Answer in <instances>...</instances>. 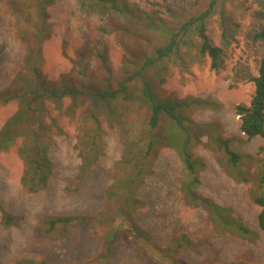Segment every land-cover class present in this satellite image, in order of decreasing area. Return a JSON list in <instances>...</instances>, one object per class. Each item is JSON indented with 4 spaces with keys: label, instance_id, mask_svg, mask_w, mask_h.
I'll return each instance as SVG.
<instances>
[{
    "label": "rangeland",
    "instance_id": "obj_1",
    "mask_svg": "<svg viewBox=\"0 0 264 264\" xmlns=\"http://www.w3.org/2000/svg\"><path fill=\"white\" fill-rule=\"evenodd\" d=\"M210 2L0 0V89L21 69L28 50L39 55V67L54 85L86 80L94 90L118 89L129 75V63L130 68L136 65L132 59L142 64L154 57L155 49L169 42L171 31L200 15ZM256 7L254 0H224L206 18V34L223 48L219 68H212L210 56L200 51L201 38L186 34L188 44L145 70L152 90L163 97L208 100V105L189 107L186 114L197 122L217 124V133L246 157L234 164L203 137L193 153L204 168L191 195L182 190L187 174L178 149L159 143L135 189L115 190L114 183L120 180L122 186V179L137 165V159L120 164L126 144L146 143L150 111L141 98L143 81L131 83L133 100L122 94L110 105L88 102L72 115L46 101L63 131L52 135L49 156L54 173L49 185L37 193L22 188L21 139L0 154V264H17L20 259L47 264H264L261 207L254 200L264 135L248 138L236 112L238 104L250 103L255 90L244 77L256 73L259 63L260 50L245 40L255 24ZM71 101L65 97L63 109ZM18 106V99L0 103V127ZM87 108L99 118L97 128L85 119ZM97 132L101 152L79 190L70 193L66 188L74 185L81 149ZM210 202L227 210L213 215ZM3 211L15 215L19 224L4 227ZM53 215H82L87 220L57 225L45 233L39 223ZM225 216L249 231L223 224L220 219Z\"/></svg>",
    "mask_w": 264,
    "mask_h": 264
},
{
    "label": "trees",
    "instance_id": "obj_2",
    "mask_svg": "<svg viewBox=\"0 0 264 264\" xmlns=\"http://www.w3.org/2000/svg\"><path fill=\"white\" fill-rule=\"evenodd\" d=\"M110 1L115 3L117 0ZM223 1L211 0L208 9L198 16L190 17L179 30L171 31L169 42L156 48L154 57H149L142 64H137V60L132 59V62L134 64L136 62V65L130 68L129 66L132 64L129 63V66L125 69V72L129 75L119 82L120 88L118 89H112L108 86L106 89L94 90L88 86L86 80L80 84L54 85V83L47 81L46 76L39 67V55L37 54V57L28 50V53L24 56L21 69L6 87L0 89V103H8L13 99L19 100L17 110L0 127V154L8 151L16 144L18 139H21L18 154L23 161L20 182L24 191L37 193L45 189L54 173V164L49 156L52 135L63 131L57 120L50 115L46 107V101L55 103L59 110L72 115L77 108H83L82 110H84L88 102H102L110 105L111 102L118 101L122 94H124V99L133 100L130 88L135 79L143 81L141 98L147 102L150 111L145 139H143L146 143L141 145L137 141L126 144L124 154L119 161L120 164L129 165L133 159H137V165L132 174L122 179L124 180L122 186H118L120 180L114 183L113 187H117L115 190L123 188L126 190L127 188L129 192L135 189L147 171L148 158L152 157L159 143L162 146H171L178 149L187 174L182 184V190L191 195L195 193L199 183V174L204 168L203 161L193 153L194 147L200 143L203 137L206 136L210 143H214L218 147L217 149H222L228 156V160L234 164L246 157L236 153L230 146V140L217 133V124L197 122L186 114L185 111L189 107L208 105L210 103L208 100L198 98L178 100L163 97L152 90L151 81L145 73L148 66L176 54L182 44H188L189 40L186 34H189L190 38L193 37L192 34H197L201 38L200 51L210 56L212 68H219L222 62L223 48L214 45L206 34L205 20L212 13L213 8ZM254 2L257 5L253 12L255 24L246 31L245 40L248 44L260 50L259 63L257 72H250L244 78L254 83L255 90L249 104L240 103L236 107V112L241 119V131L251 139L264 135V0H254ZM226 23H224V26H227ZM1 52L2 48L0 47V55ZM65 97H70L72 101L66 109H63ZM85 119L93 120L96 128L100 126L99 118L89 108L86 109ZM163 120L165 121L164 124H162ZM91 137L92 142L84 144L81 149V164L77 175L72 181L74 185L71 186L70 184L66 188L70 193L79 190L85 175L95 164L96 158L101 152L98 147L100 142H97L100 138L98 132ZM259 152L264 153V145L260 147ZM260 162L259 193L254 200L261 207L258 222L260 228L264 231V157L260 159ZM210 208L212 214L216 216L227 210L215 202H210ZM225 217L220 219L223 224H237L243 232L249 231L237 220ZM85 220H87V217L82 215H53L43 218L39 224L41 230L45 233H52L57 225L66 227L70 223ZM1 223L4 227H10L18 225L19 219L15 215L3 211ZM134 227L138 230L136 224H134ZM114 232L116 233V231ZM17 264L47 263L33 259H20Z\"/></svg>",
    "mask_w": 264,
    "mask_h": 264
}]
</instances>
